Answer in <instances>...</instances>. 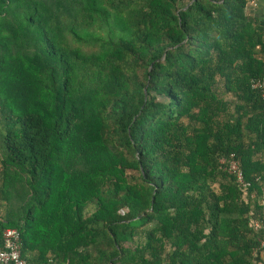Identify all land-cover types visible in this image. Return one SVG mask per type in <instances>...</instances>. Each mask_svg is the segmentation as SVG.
I'll return each instance as SVG.
<instances>
[{
	"label": "trees",
	"instance_id": "1",
	"mask_svg": "<svg viewBox=\"0 0 264 264\" xmlns=\"http://www.w3.org/2000/svg\"><path fill=\"white\" fill-rule=\"evenodd\" d=\"M248 2L0 0V247L12 229L34 264H264Z\"/></svg>",
	"mask_w": 264,
	"mask_h": 264
},
{
	"label": "built area",
	"instance_id": "2",
	"mask_svg": "<svg viewBox=\"0 0 264 264\" xmlns=\"http://www.w3.org/2000/svg\"><path fill=\"white\" fill-rule=\"evenodd\" d=\"M252 0H249L251 2ZM252 88L261 94L264 103V79L252 83ZM220 164L224 171L235 179V182L243 192H248L251 184L245 181L243 173L239 167V162L231 156L229 160H222ZM260 213L253 222V229L260 233L259 257L264 261V198L260 200ZM2 244L0 247V264H34L23 258L21 251L20 235L16 230H5L2 233Z\"/></svg>",
	"mask_w": 264,
	"mask_h": 264
},
{
	"label": "crops",
	"instance_id": "3",
	"mask_svg": "<svg viewBox=\"0 0 264 264\" xmlns=\"http://www.w3.org/2000/svg\"><path fill=\"white\" fill-rule=\"evenodd\" d=\"M247 13L257 15L264 12V0H252L248 2V6L246 9ZM4 215L0 212V217L2 218Z\"/></svg>",
	"mask_w": 264,
	"mask_h": 264
}]
</instances>
